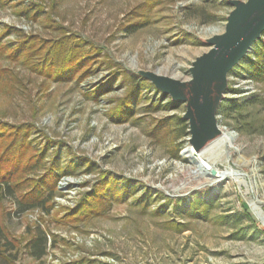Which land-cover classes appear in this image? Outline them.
Instances as JSON below:
<instances>
[{"label": "rangeland", "instance_id": "374dc122", "mask_svg": "<svg viewBox=\"0 0 264 264\" xmlns=\"http://www.w3.org/2000/svg\"><path fill=\"white\" fill-rule=\"evenodd\" d=\"M231 1L0 0V127L30 126L36 159L48 146L18 179L61 172L47 210L18 215L16 196L1 199L12 264H264V81L246 65L264 36L227 76L216 118L236 138L213 155L209 178L194 174L203 160L189 152L186 103L141 74L190 80L206 41L225 32ZM232 102L249 104L226 113ZM184 125L189 136L178 139ZM99 184L101 214L74 220ZM37 228L48 237L41 259L27 248Z\"/></svg>", "mask_w": 264, "mask_h": 264}, {"label": "water", "instance_id": "95a60500", "mask_svg": "<svg viewBox=\"0 0 264 264\" xmlns=\"http://www.w3.org/2000/svg\"><path fill=\"white\" fill-rule=\"evenodd\" d=\"M231 4L234 9L225 32L206 41L211 48L193 62L190 80L141 73L173 100L186 103L183 118L189 122L194 148L218 134L216 114L228 88L227 76L264 32V0H232Z\"/></svg>", "mask_w": 264, "mask_h": 264}, {"label": "trees", "instance_id": "16d2710c", "mask_svg": "<svg viewBox=\"0 0 264 264\" xmlns=\"http://www.w3.org/2000/svg\"><path fill=\"white\" fill-rule=\"evenodd\" d=\"M262 36H264V32ZM261 42L262 45L255 50V54L253 55V57L248 58L246 65L248 73L252 78L259 81H264V43L263 41ZM132 84L134 85L133 89L135 94L138 93L140 89L138 82L136 80H133ZM130 101L131 99L129 98V101L122 104L121 113L128 108ZM248 104L249 102L243 104L232 102L231 105H227V107H224L223 110L226 113L234 112L237 110H241L242 107L247 106ZM170 108H177V103L171 102ZM127 118L129 117L125 116L120 121ZM11 128L13 130L9 131L7 136L3 135L0 137V140L4 141V139L8 138L9 134L11 135L12 133H14L11 136V142L5 145V148H3L0 153V201L6 194L10 196H16V214L18 215H22L36 208L47 210L49 208L47 206L50 204L55 194L57 182L59 177L61 176V172L57 167H51L48 168L45 174L40 178L24 180L18 179V177H20L21 175L26 173L29 174L35 168H39V165L41 164L48 150V146H46L44 151L40 153V157L36 159V156L29 155V144L27 142L26 133L29 132L30 126H8L4 123L0 127V133L4 134L6 130H11ZM188 129L189 127L187 125L182 126L180 129L181 132L178 135V139H183L189 136V133L187 131ZM84 163L85 162H82L80 163V165L87 167L88 165ZM88 168H90L91 170V167L88 166ZM64 171L68 172L69 168L65 169ZM117 187V185L115 186L113 184V190L111 191V193H113L114 196H116V194L119 192ZM130 188L134 187L131 185ZM124 189L128 190L129 188L126 187ZM105 198L106 194L104 193V188L101 186V184H99L92 193L87 194L85 201L81 203V205L75 210L71 217H73L74 220H85L95 213V215L101 214L99 211H96V209L93 207V204L95 200L99 202L105 200ZM147 203H149V201ZM7 246L8 243L0 246V258L5 262H8L9 264H12L15 258L14 255L7 256L6 251L2 250L3 247L6 248ZM11 246L13 247V245ZM47 246V234L41 228H37L34 237L27 244V248L29 249L31 256L36 259L43 258L46 255Z\"/></svg>", "mask_w": 264, "mask_h": 264}, {"label": "bare ground", "instance_id": "6f19581e", "mask_svg": "<svg viewBox=\"0 0 264 264\" xmlns=\"http://www.w3.org/2000/svg\"><path fill=\"white\" fill-rule=\"evenodd\" d=\"M145 76H151L154 73H143ZM158 75V74H157ZM217 121V118H216ZM217 127H218V123H217ZM235 135L233 133H225L223 132L219 127H218V134L211 139L210 141H208L207 143L203 144L201 147L199 148H193V145L189 146V152L191 153L192 157L197 156L198 159H202L203 162H201L200 167H196L197 170L194 173L196 176L201 177V176H205V177H211L210 176V171L214 170V162H212L213 160V155L222 150V148L224 146H226L229 149L233 148V144L235 141ZM197 159V158H196ZM239 163H242V159L238 161ZM219 178H224V179H229V178H235V179H239L240 178V174L236 173V172H225L223 173V175H220ZM263 223H264V219H263Z\"/></svg>", "mask_w": 264, "mask_h": 264}]
</instances>
